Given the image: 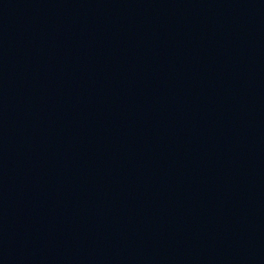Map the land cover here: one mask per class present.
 <instances>
[{
    "label": "water",
    "instance_id": "95a60500",
    "mask_svg": "<svg viewBox=\"0 0 264 264\" xmlns=\"http://www.w3.org/2000/svg\"><path fill=\"white\" fill-rule=\"evenodd\" d=\"M0 264H264V0H0Z\"/></svg>",
    "mask_w": 264,
    "mask_h": 264
}]
</instances>
